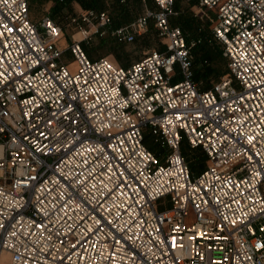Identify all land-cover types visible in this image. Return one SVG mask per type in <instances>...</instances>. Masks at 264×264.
I'll return each mask as SVG.
<instances>
[{"label": "built area", "instance_id": "1", "mask_svg": "<svg viewBox=\"0 0 264 264\" xmlns=\"http://www.w3.org/2000/svg\"><path fill=\"white\" fill-rule=\"evenodd\" d=\"M152 2L111 34L130 43L152 24L162 48L122 66L81 43L107 11L83 12L61 48L50 14L0 0L5 264H264V0H198L228 69L205 90L174 0Z\"/></svg>", "mask_w": 264, "mask_h": 264}, {"label": "rangeland", "instance_id": "2", "mask_svg": "<svg viewBox=\"0 0 264 264\" xmlns=\"http://www.w3.org/2000/svg\"><path fill=\"white\" fill-rule=\"evenodd\" d=\"M125 4H127L129 7L133 6V1L132 0H125ZM54 5V2L52 0H33L29 1V17L31 20L36 21L38 20L42 15L44 14H50L52 13V7ZM196 5L197 1L196 0H178L177 5H176V10L179 12V16L173 18V20L178 23V21L182 18L184 19L185 17H191L193 18V22L198 24V27L201 29H204L207 34L210 33V28L209 24L210 21L208 18L204 15L203 17H200L198 14H196ZM113 4L111 3V0H105L104 7L101 8L100 10L97 9H92L95 11H101L105 10L109 13L110 17L111 15L115 16L114 10H113ZM154 7L153 3L150 1L148 2L147 0H142L141 3V9L140 13H142L145 8H151ZM91 9H84L79 2L77 1H71L68 2L64 5L62 11H58V14L55 15V19L59 21V23L63 26V37L59 41V46L61 48H66V46L70 42L71 34H74L77 32L79 29L78 26L81 25L83 27L88 28L89 25H85L86 23H83L81 21L80 15ZM139 13V14H140ZM209 16L212 17V14L210 12H207ZM76 18V21H72V18ZM112 20V17H111ZM96 20H93L92 23L94 24ZM113 25V21H111L110 25L105 26V27H98V30L96 31L94 26H91L90 29V34L86 39L82 40V45L84 44L87 51H89L90 54H88L90 57H99V56H106L115 63L119 65H126L129 64L130 62L140 59L148 50L151 49H158L160 44L158 37L156 36V32L154 28L151 26L148 27L147 31L142 33L143 35L145 34V39L142 36H138L135 41L130 42V43H123L120 42V47H111L110 42L112 40H109L105 43L100 42V37L106 34H111V30L115 28ZM189 31V30H188ZM187 31L186 34H189ZM190 35V34H189ZM81 34H75L76 38H79ZM113 36V35H112ZM192 41V40H191ZM195 41L194 46L191 49V55H192V69L193 73H195V69L198 68L199 70H203V67L207 65V60H202V61H195L194 56L195 52L198 54L200 53L201 49L200 47H195L199 42H196V39H193ZM119 42V41H118ZM66 44V45H65ZM216 48H221L220 44L216 41H213L212 44L208 46L209 50L214 51ZM199 49V50H198ZM63 59L69 63H71V66H74V60L72 59V56L68 52L63 53ZM219 63L221 67L224 66L226 63V59H220ZM196 67V68H195ZM200 84V80H198ZM145 139L147 144H150L153 147V151H161V147L153 141L152 136L148 131L145 132ZM186 155L185 158L189 162V165L192 169L193 172H199L201 171L204 166H205V156L203 152L200 150H191V149H186ZM1 264H5L2 262Z\"/></svg>", "mask_w": 264, "mask_h": 264}, {"label": "trees", "instance_id": "3", "mask_svg": "<svg viewBox=\"0 0 264 264\" xmlns=\"http://www.w3.org/2000/svg\"><path fill=\"white\" fill-rule=\"evenodd\" d=\"M27 1H28V5H29V1H33V0H27ZM45 1H48V0H45ZM52 1L54 2V5L52 7V13H51V16L53 19H55L54 16L58 14V11H62L64 5L68 2H71V1L79 2L80 5L84 9H97V10H100L101 8H103L104 3H105V0H62V1L52 0ZM132 1H133V6L129 7L127 4H125V0H111V3L114 6L113 10H114V13L116 16L114 18V16L111 15L112 21H113L112 26L118 27L120 25L127 24L139 15L142 0H132ZM147 1L152 2V0H147ZM175 1L176 0H174V8L176 9L177 4ZM196 1L198 2V0H196ZM153 5H154V3H153ZM177 16H179V12L177 15L171 17V22L173 24L179 25L182 28L183 32L185 33L186 40L188 42H190L193 39L200 40V42L195 47H200L199 49H201V51L198 54L195 52V56H194L195 59L194 60L196 62L199 60L200 61L207 60V65L205 67H203V70H199L198 68L195 67L196 69H195V73H194V80L197 83L199 82L198 80H200V84L198 83V87L200 89H202V90L208 89L211 86H213V84L220 81L228 72L227 71L228 70L227 64L225 63L224 66L221 67V65L219 63L220 59H225L221 53V48H216V49H214V51L209 50L208 46L210 44H212L213 41H215L212 38L211 33L207 34V32L204 29H201L200 27H198V24L193 22V18H191V17H185L184 19L181 18L178 21V23H176L173 20V18L175 19V17H177ZM55 20L58 21L57 19H55ZM151 25H149V26H151ZM187 31L190 35L186 34ZM145 34L144 35L142 34V35L146 41ZM142 35H139V36H142ZM109 40H112L110 42L111 47H120L121 43L118 42L114 36H112L110 34H106V35H104V36L102 35L100 37L101 43H105ZM82 46H83L84 50L86 51L87 55L90 54L89 51H87L85 45L83 44ZM90 58H92V57H90ZM127 65L128 64L122 65V66H127ZM145 141H146V139L144 137V142ZM145 144L149 149H151V150L153 149V147L150 144H147V142H145ZM186 149H188V147L186 144H184L181 148L183 155H186V153H185ZM194 150H199V149H194ZM204 160H205V158H204Z\"/></svg>", "mask_w": 264, "mask_h": 264}, {"label": "crops", "instance_id": "4", "mask_svg": "<svg viewBox=\"0 0 264 264\" xmlns=\"http://www.w3.org/2000/svg\"><path fill=\"white\" fill-rule=\"evenodd\" d=\"M177 1H178V0L175 1L176 4H177ZM154 7H155V5H154ZM154 7H151V8H154ZM36 21H37V20H36ZM60 40H61V39H60ZM65 45H66V44H65ZM158 47L162 48V45H159ZM160 48H159V49H160Z\"/></svg>", "mask_w": 264, "mask_h": 264}, {"label": "bare ground", "instance_id": "5", "mask_svg": "<svg viewBox=\"0 0 264 264\" xmlns=\"http://www.w3.org/2000/svg\"><path fill=\"white\" fill-rule=\"evenodd\" d=\"M61 39H62V38H61ZM0 148H1V147H0ZM2 262L5 263V259L0 260V264H1Z\"/></svg>", "mask_w": 264, "mask_h": 264}, {"label": "snow or ice", "instance_id": "6", "mask_svg": "<svg viewBox=\"0 0 264 264\" xmlns=\"http://www.w3.org/2000/svg\"><path fill=\"white\" fill-rule=\"evenodd\" d=\"M164 2V0H161V3H163ZM54 30V29H53Z\"/></svg>", "mask_w": 264, "mask_h": 264}]
</instances>
